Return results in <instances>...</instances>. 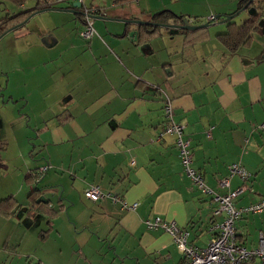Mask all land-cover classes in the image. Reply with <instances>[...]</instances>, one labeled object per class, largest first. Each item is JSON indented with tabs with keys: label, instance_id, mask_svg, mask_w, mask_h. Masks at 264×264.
I'll return each mask as SVG.
<instances>
[{
	"label": "crops",
	"instance_id": "crops-1",
	"mask_svg": "<svg viewBox=\"0 0 264 264\" xmlns=\"http://www.w3.org/2000/svg\"><path fill=\"white\" fill-rule=\"evenodd\" d=\"M191 1L55 0L51 7L60 9L25 22L43 13L45 26L24 23L0 37V66L12 60L0 74L14 114L8 122L0 114V264H183L172 236L147 226L156 216L184 227L193 245L208 243L223 213L185 174L175 136L157 137L162 90L204 182L221 193L243 187L236 207L264 195V32L231 49L218 36L226 25L215 11L208 15L215 30L160 26L144 34L148 24L130 21H149L161 9L192 18L181 6ZM84 5L101 9L87 40L79 33ZM197 14L194 23L204 22ZM7 148L10 155L1 153ZM234 162L247 178L229 174ZM30 184L61 191V199L51 209L35 203ZM88 184L103 195L87 199ZM235 230L239 243L256 246L264 210L242 213Z\"/></svg>",
	"mask_w": 264,
	"mask_h": 264
},
{
	"label": "built area",
	"instance_id": "built-area-1",
	"mask_svg": "<svg viewBox=\"0 0 264 264\" xmlns=\"http://www.w3.org/2000/svg\"><path fill=\"white\" fill-rule=\"evenodd\" d=\"M94 11H96V7ZM84 13L86 19L79 33L87 40L96 34V31L93 27V19L90 16L93 14L86 10H84ZM212 18L213 16H210V19ZM162 93L164 121L157 137L165 133L175 136V144L185 174L202 193L209 195L210 199L215 202L214 213L222 212L223 215L208 243L203 247L190 243L187 239L188 231L184 227L178 226L173 220L156 216L153 220H145L147 226H160L172 236L173 241L182 254L183 264H252L253 261H256L257 264H264V237L260 236L256 246L246 248L237 241L235 230V220L242 213H258L264 210V195H261L260 199L256 202L236 207L234 198L242 191L243 187L222 193L209 187L204 182L203 175L191 165L192 152L190 141L184 136V126L173 118L171 99L166 92L162 91ZM261 127H264V122H262ZM44 169L41 168L39 171L42 172ZM228 169L230 175L237 173L242 178H247L249 175V172L236 162L228 165ZM228 182L229 179L225 177L220 180V186H226ZM83 194L87 199L95 201L103 195V192L97 185L88 184L83 189ZM123 204L124 207L133 208L135 206V202L128 204L123 201Z\"/></svg>",
	"mask_w": 264,
	"mask_h": 264
},
{
	"label": "trees",
	"instance_id": "trees-1",
	"mask_svg": "<svg viewBox=\"0 0 264 264\" xmlns=\"http://www.w3.org/2000/svg\"><path fill=\"white\" fill-rule=\"evenodd\" d=\"M55 0H0V10L6 9L0 15V35H2L8 29L24 22L27 17L35 10L51 7ZM137 0H112L115 5H124ZM7 5H11L13 8L8 9ZM5 6V7H2ZM96 11L101 13V9L96 7ZM182 15H176L175 13L162 9L152 14L150 21L154 24L141 25L140 30L142 33H155L157 28L160 27L158 23H168L169 20L175 18H182ZM170 22V21H169ZM156 23V24H155ZM251 22L247 21L241 27L229 25V30L223 33H219L220 40L231 49H234L240 44H246L251 40ZM19 27V26H18ZM181 31V30H180ZM196 31V30H192ZM187 33L186 31H183ZM6 200V199H5Z\"/></svg>",
	"mask_w": 264,
	"mask_h": 264
},
{
	"label": "rangeland",
	"instance_id": "rangeland-1",
	"mask_svg": "<svg viewBox=\"0 0 264 264\" xmlns=\"http://www.w3.org/2000/svg\"><path fill=\"white\" fill-rule=\"evenodd\" d=\"M87 1H91V0H87ZM105 1H107V3L108 4H110V2H111V0H102V2H105ZM163 1L165 2V3H170V1H173V2H175V0H140V4L141 5H146V4H149L151 7L152 6H154L155 4H160V5H162L163 4ZM178 1H183V0H177V4H174L175 5V7L177 6V5H179L178 4ZM96 2H98L99 3V0H96ZM180 3H182V2H180ZM235 3H236V0H192L191 2H188V3H182L181 4V6L183 5L184 7H185V9L186 10H183V11H185V12H187V10H191V12H187V13H191V17H198V16H196V15H198L197 13H200V16L201 17H199L200 19H203V20H205V21H207L208 20V15L209 14H211L212 12H214L215 11V13L217 14V15H224L225 13H227V11H226V9L225 8H228V9H230L231 11L233 10V8H234V6H235ZM172 5V4H171ZM2 7H5V6H2ZM183 7V8H184ZM7 8L8 9H11V8H13L11 5H7ZM220 9H223L224 10V12H217V11H219ZM6 10V9H5ZM4 9H2V10H0V15L5 11ZM162 10V9H161ZM169 10H171V9H169ZM244 12H247L246 10H244L243 12H241L242 14H245ZM237 14V15H235L234 16V20L235 19H238V20H241L242 21V14ZM43 13H39V14H36V15H34L32 18H31V20L29 21V22H27V23H25L24 24V26L25 27H28V26H31L33 23H35V22H38V23H41L39 26H45V21H44V17H45V15H42ZM41 17H42V19H41ZM241 18V19H240ZM94 21V20H93ZM204 21V22H205ZM216 24H218V23H216ZM217 26H220V25H217ZM222 26V25H221ZM93 27H94V29H95V31H97L96 30V28H95V26L93 25ZM215 24H210V26H209V28L212 30V29H214L215 30ZM7 33H9V32H7ZM7 33H5L4 35H3V37L7 34ZM98 33V32H97ZM94 35H96V34H94ZM10 36V34H8L7 35V37H9ZM100 36V35H99ZM2 44V45H1ZM5 45V43H0V47H2V46H4ZM2 55H3V50L0 48V61H1V57H2ZM10 64H12V60L11 61H9L7 64H4L3 66H0V73L2 72V70L3 71H5V73L6 74H4V76H7V74L9 73V71H10V69H11V65ZM3 73V72H2ZM5 79H6V77H5ZM2 80H4V77H3V75H1L0 74V114H1V116L5 119V121L6 122H8V120L10 119V118H12L13 116H14V114L12 113V107H13V105H12V103L11 102H13V101H11L10 100V102H8L9 100H8V92L7 91H4V88H3V81ZM2 92H4V94H5V103L4 104H2V102H4L3 101V98H2V96H1V94H2ZM9 128V126H8V123H7V129ZM5 129H6V126H5ZM4 129V130H5ZM9 130V129H8ZM10 133V131H5L4 132V136L5 137H7L8 136V134ZM5 142H7V141H5ZM31 146V145H30ZM0 150H2V149H0ZM1 153H3V154H5V155H10L11 154V152H10V148H7L5 151H3V152H1ZM1 165V164H0ZM30 186V189H31V187H32V185L30 184L29 185ZM25 207V206H24Z\"/></svg>",
	"mask_w": 264,
	"mask_h": 264
},
{
	"label": "flooded vegetation",
	"instance_id": "flooded-vegetation-1",
	"mask_svg": "<svg viewBox=\"0 0 264 264\" xmlns=\"http://www.w3.org/2000/svg\"><path fill=\"white\" fill-rule=\"evenodd\" d=\"M81 2V0H80ZM96 6H83L82 9L91 12L92 14H100L99 12L94 11ZM91 9V10H90ZM244 10H246L247 12H244L245 14H242L241 12H243ZM242 14V21L235 19L234 20V16L237 14ZM234 14V15H233ZM178 15V14H176ZM224 15H233V17H231L229 20L225 21V31L229 30V25H234V26H238L241 27L245 24V22L249 21L251 22L253 28H251V38H252V32L254 30H256L255 32L260 34V32H264V0H236L235 6L233 8V10L225 13ZM183 16V15H182ZM213 16V15H210ZM210 16L208 17V20H215L216 18L213 16L212 19H210ZM184 17V16H183ZM182 17V18H183ZM224 16H222L223 19ZM187 18V17H185ZM197 17H192V18H187L191 23L193 24H197L194 23ZM241 19V18H240ZM150 21V20H149ZM168 23H174V24H179L181 23V19L180 18H175L172 21H168ZM202 23V22H201ZM169 27V26H168ZM171 28H175V27H171ZM178 29L179 31H185L188 29H180V28H175ZM192 31V30H190Z\"/></svg>",
	"mask_w": 264,
	"mask_h": 264
},
{
	"label": "water",
	"instance_id": "water-1",
	"mask_svg": "<svg viewBox=\"0 0 264 264\" xmlns=\"http://www.w3.org/2000/svg\"><path fill=\"white\" fill-rule=\"evenodd\" d=\"M79 3L80 2H74L73 5L74 6H78ZM48 9H60V8L44 7V8L37 9V10L33 11L27 17V19L24 22H22L20 24H17L16 26L8 29L2 35H0V37H2L8 31H10V30H12V29H14V28H16V27L24 24L29 19V17L31 15H33L34 13H37V12H40V11H43V10H48ZM72 11H75V10H72ZM233 15H224L223 19H220V21L221 22H225V21L229 20L231 17H233ZM90 16L92 17V19L94 18V15H90ZM217 16L219 17L220 15H217ZM130 21H134V22H137V23H144V24H148V23L149 24H154V22H151V21H142V20H139V19H132ZM158 24L160 26H167V27L169 26V27H175V28H180V29L196 30V29H199V28L207 27L210 24V21H206V22H202V23H198V24H193L187 18L183 17V18H181V23H179V24H174V23H158ZM36 172H38V171H36ZM36 172H33V174L36 173ZM45 187H50L51 188L52 185H46ZM44 189H47V188H44V187L37 188L36 185H34V186L31 187L30 191H31V193H38L37 198L34 199L35 203H39L40 201H42L44 204H47L48 205V208L49 209H51V208H53V204H55L58 200L61 199V196H60L61 191L60 192L43 191ZM25 210H26V207L20 209L18 216L21 217ZM24 221H26L25 223L28 224V223L31 222V218L26 217Z\"/></svg>",
	"mask_w": 264,
	"mask_h": 264
}]
</instances>
